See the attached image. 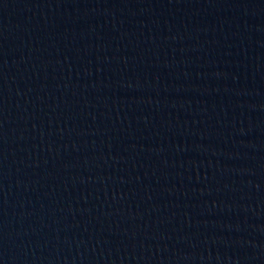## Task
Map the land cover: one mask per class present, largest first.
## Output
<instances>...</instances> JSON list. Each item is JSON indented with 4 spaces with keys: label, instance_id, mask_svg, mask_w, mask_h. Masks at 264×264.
Wrapping results in <instances>:
<instances>
[{
    "label": "water",
    "instance_id": "obj_1",
    "mask_svg": "<svg viewBox=\"0 0 264 264\" xmlns=\"http://www.w3.org/2000/svg\"><path fill=\"white\" fill-rule=\"evenodd\" d=\"M0 264H264V0H0Z\"/></svg>",
    "mask_w": 264,
    "mask_h": 264
}]
</instances>
